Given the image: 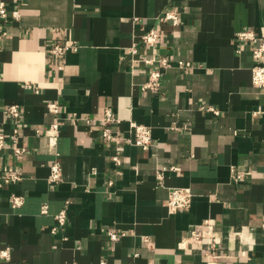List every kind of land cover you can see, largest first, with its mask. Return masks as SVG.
<instances>
[{
  "label": "crops",
  "instance_id": "0c3cea01",
  "mask_svg": "<svg viewBox=\"0 0 264 264\" xmlns=\"http://www.w3.org/2000/svg\"><path fill=\"white\" fill-rule=\"evenodd\" d=\"M0 1L21 8L0 48V132L18 128L26 146L20 156L0 149L6 264H264V92L252 82L253 44L237 38L248 29L264 35V0ZM168 10L178 23L163 19ZM151 29L155 46L142 42ZM56 40L79 48L51 57ZM163 56L170 63L159 88L142 89ZM14 103L18 119L5 112ZM107 106L121 119L115 132L129 135L130 121L150 126L154 146L105 140ZM55 161L57 184L49 181ZM170 166L179 169L160 185L158 170ZM11 172L21 179L9 180ZM184 186L192 204L172 212L168 189ZM12 195L23 204L13 207ZM63 208L67 226L52 233ZM206 220L215 252L205 237L190 240ZM109 230L123 235L113 242Z\"/></svg>",
  "mask_w": 264,
  "mask_h": 264
},
{
  "label": "built area",
  "instance_id": "2783aa9c",
  "mask_svg": "<svg viewBox=\"0 0 264 264\" xmlns=\"http://www.w3.org/2000/svg\"><path fill=\"white\" fill-rule=\"evenodd\" d=\"M21 18V8L16 6L13 9L9 10L4 1H0V48L3 38L7 35L6 25L11 20H19ZM164 20H172L174 23H178L179 17L176 13V10H168L164 13ZM159 38V34L155 29H151L145 32L142 35V42L148 46H155ZM237 38L242 41H248L253 44L251 53L254 59V65L252 67V82L253 84L263 90L264 92V35L258 36L253 30H241L237 33ZM79 45L73 44L67 41L56 40L49 48V54L51 57L54 56H63L70 50H77ZM133 59L136 60V55L138 49L135 46H132L130 49ZM146 64L152 65L155 60L145 59ZM158 67L153 68L148 75V80L142 85V89H152L156 90L161 84V80L164 76L162 68L169 66V59L166 56H163L157 60ZM180 66H189V62L178 61ZM62 65L60 66V69ZM27 87H32L36 92H39L38 86H33L32 84H27ZM46 109L48 112L57 115L60 110V104L56 101H50L46 104ZM207 109L211 110L214 113H218L219 110L214 107H208ZM5 112L11 116V118H20L21 109L20 105L17 103L10 104ZM103 122L106 124L102 129V137L107 141H116L117 143L128 142L142 147L145 150L150 149L154 146V140L152 136V128L150 126L139 124L134 121H130V126L127 136H121L119 133L115 132L112 127L114 124H119L121 122L120 118H117L114 115L113 109L109 106L105 108L104 116L102 118ZM59 126L58 122L52 124L54 129H57ZM19 129L15 128L12 134L0 132V149L9 147L11 151L20 156L26 151V146L21 144L19 141ZM113 161L116 165L122 163L121 156L119 153H116L113 156ZM51 171L49 174V181L53 184H57L62 181V166L59 161H55L51 165ZM178 166L163 167L158 170V178L160 185H163L165 172L167 170L176 171ZM9 180H19L21 175L16 172H11L6 176ZM242 178V174H235L234 179L239 180ZM112 183V182H111ZM168 202L167 206L172 211L175 212L179 209L189 208L192 204L193 193L190 187H170L168 189ZM11 204L13 207H19L24 202V197L20 195H12L10 198ZM49 206L44 204L42 212L46 213ZM55 224L50 228L52 233H56L59 229L65 228L67 226V209L63 208L60 212L55 215ZM206 229L200 233L197 231H191L190 240L193 242H199L202 237L207 238L208 240V251L215 252L216 246L218 244V237L213 231V226L210 220L205 222ZM264 229V222L262 223ZM109 238L111 241H117L122 233H119L115 230H109ZM12 253L9 246L0 248V264H6L11 260ZM100 264H108L106 260H102ZM207 264H221L213 260H208Z\"/></svg>",
  "mask_w": 264,
  "mask_h": 264
}]
</instances>
